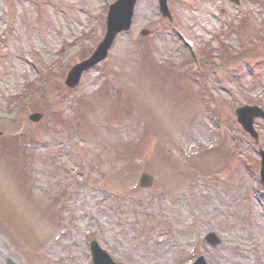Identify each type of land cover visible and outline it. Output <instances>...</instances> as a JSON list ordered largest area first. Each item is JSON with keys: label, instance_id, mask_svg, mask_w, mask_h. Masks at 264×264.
Listing matches in <instances>:
<instances>
[{"label": "rangeland", "instance_id": "1", "mask_svg": "<svg viewBox=\"0 0 264 264\" xmlns=\"http://www.w3.org/2000/svg\"><path fill=\"white\" fill-rule=\"evenodd\" d=\"M113 1L0 0V264H91V240L118 264H264V121L256 145L235 115L264 109V0H168L172 22L138 0L108 58L57 93ZM223 46L258 55L196 81Z\"/></svg>", "mask_w": 264, "mask_h": 264}, {"label": "water", "instance_id": "2", "mask_svg": "<svg viewBox=\"0 0 264 264\" xmlns=\"http://www.w3.org/2000/svg\"><path fill=\"white\" fill-rule=\"evenodd\" d=\"M237 3L239 0H235ZM136 0H119L117 3L110 7L108 17V31L104 41L100 44L95 54L86 62L76 66L69 74L67 84L71 87L76 86L79 83L81 74L96 65L98 62L106 58L108 50L114 42L117 34L128 30L130 28L133 9ZM161 10L164 16L170 18V13L167 8V0H160ZM147 34V32H144ZM238 121L242 124L243 128L249 132L256 140L258 139L257 133L254 131L253 123L254 119L258 117L264 118V112L257 107H243L237 110ZM42 118L41 114H34L31 116V120L39 121ZM262 163H261V179L264 183V151L261 149ZM153 178L148 174H143L140 179V184L144 188H148L152 185ZM206 240L216 246L221 243V240L214 234H209ZM92 254L94 264H114L110 256L103 251L97 243L92 244ZM10 263V262H9ZM11 264V263H10ZM195 264H205L203 259L200 258Z\"/></svg>", "mask_w": 264, "mask_h": 264}, {"label": "trees", "instance_id": "3", "mask_svg": "<svg viewBox=\"0 0 264 264\" xmlns=\"http://www.w3.org/2000/svg\"><path fill=\"white\" fill-rule=\"evenodd\" d=\"M257 53L250 47H245L239 51H231L227 48L220 54V62L216 63L211 57L210 53H203L201 55V66L208 69L210 66L214 68L230 69L233 66L240 64L245 60L255 58Z\"/></svg>", "mask_w": 264, "mask_h": 264}]
</instances>
